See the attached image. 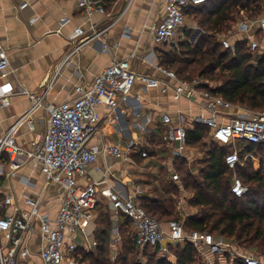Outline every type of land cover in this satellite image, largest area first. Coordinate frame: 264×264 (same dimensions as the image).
<instances>
[{
  "label": "built area",
  "instance_id": "1",
  "mask_svg": "<svg viewBox=\"0 0 264 264\" xmlns=\"http://www.w3.org/2000/svg\"><path fill=\"white\" fill-rule=\"evenodd\" d=\"M264 2V0H261ZM79 9L87 15L99 13L105 17L104 6L98 0H76ZM208 0H166L165 15L152 28L153 38L161 45L178 48L180 39L186 29V18L192 8H198ZM28 6L25 2L21 8ZM71 19L60 20L58 35L68 26ZM102 29L92 25L89 31L77 27L68 36L77 41L72 48L74 53L84 44L106 37L112 24ZM258 27L264 32V13L254 18L239 20L229 31L215 34L224 50L235 52L237 43L247 42L251 54L259 51V42L249 34ZM200 31L198 26L194 27ZM248 34L249 38L234 41L237 36ZM181 35V38L179 36ZM105 51L109 46L105 44ZM10 61L7 51L0 44V77L6 79L10 72ZM163 79L135 72L128 60L114 62L99 74L91 86H76L74 99L56 105L45 103L47 89L44 92H24L32 102L31 108L4 134L0 135V176L7 179H19L25 185L20 170L29 162H36L46 183H55L66 190V197L55 218L42 212L43 192L39 195L24 194V207L14 196H5L0 200V264H34V257L41 264H78L76 252L80 245L77 235L83 230L84 222H90L99 204V188L105 181H96L91 176V169L101 171L97 165L99 151L88 146L89 141L99 132V106L110 111L127 105L137 82L145 89H158L162 93L172 92L175 100H189L196 103L203 113L193 117V123L203 126L209 133V140L221 147H230L224 157L225 165L233 172L231 193L236 197L248 194L249 187L237 175L238 167H243L249 160L255 163L258 156L253 152L239 149L241 144H249L264 149V111H250L235 106L223 97L214 95L204 88L207 80L196 78L181 79L174 70L160 66ZM0 88V108L11 106L13 90ZM45 108L48 113L47 130L43 136L36 135L29 142H20L17 132L26 124L30 133L36 132L33 114ZM188 121L183 114L179 115L176 126L161 136V144L169 150L173 161L186 160L189 144L187 140ZM141 144L131 141L127 149L121 144L106 148L107 158L128 161L130 154ZM147 158L149 151L143 150ZM170 181L179 182V173L172 168ZM129 191L107 188L105 197L115 219L114 242H121L120 227L123 217L133 224L132 237L137 249L144 251L150 248L161 256L171 254L170 249L179 245L191 244L200 257L201 264H263L252 249L241 246L235 240H227L211 232H187L182 221L172 220L160 223L142 207L140 199L146 191L130 181ZM39 224V251H34L33 238Z\"/></svg>",
  "mask_w": 264,
  "mask_h": 264
},
{
  "label": "crops",
  "instance_id": "2",
  "mask_svg": "<svg viewBox=\"0 0 264 264\" xmlns=\"http://www.w3.org/2000/svg\"><path fill=\"white\" fill-rule=\"evenodd\" d=\"M98 1L110 17L99 13L89 16L78 8L76 0H0V44L7 51L10 61V74L6 79L0 77V88L7 86L6 88L13 90L11 106L0 108V135L7 132L31 108L32 102L24 92H44L48 88L45 103L59 105L69 102L74 99L76 86H91L105 68L122 60H128L138 74L164 78L159 67L162 66V53L167 52V45L155 42L152 28L165 15L166 0ZM25 2H28V6L22 9ZM256 3L262 4L264 9V2L256 0ZM66 17L71 22L63 29V34L58 35L56 30L59 22ZM113 20L115 22L106 37L88 42L71 53L78 40L71 41L68 36L75 28L81 27L89 31L95 25L97 29H102L113 23ZM195 26V21L188 16L186 28L194 29ZM194 33L200 35V31L195 29ZM249 35L259 42L258 52L263 53L264 32L255 27ZM249 35L237 36L234 41L247 39ZM196 40L197 37L190 38L192 44ZM105 44L109 46L108 51L104 50ZM97 112L101 122L100 129L88 146L99 151L97 165L102 170L92 168L91 176L94 180L105 183L99 188V204L94 218L90 222H84V228L78 233L77 239L83 249L93 250L98 245L97 236L104 235L107 227L99 229L97 222L101 220L103 223H110L111 229L107 235L115 250L113 253H116L121 242H114L115 219L104 195L105 190L111 187L130 192L128 184L134 181L146 193L154 188L161 192L160 181L172 183L169 176L172 168L176 170L169 150L161 144V136L169 129V125L178 124L180 114L188 121L186 129H193L196 126L193 117L203 112L194 102L175 100L171 91L162 93L158 89H145L140 82L136 83L127 105L114 111L99 106ZM33 119L36 132L30 133L28 126L22 125L17 132L20 142H29L34 136L45 134L47 110H36ZM131 141L141 145L130 154L128 161L123 158H107L104 154L106 148L117 144H121L122 149L126 150ZM252 148L255 147L249 144L239 146L245 152H250ZM143 150L149 151L147 158L142 156ZM257 156L258 160L254 165H260L261 156ZM201 157V151L196 146L189 145L187 162L191 164ZM20 173L25 180H29L30 185L23 184L19 179L0 176V200L12 195L24 207V194L39 195L43 192L42 212L55 218L66 197V190L55 183L47 184L36 162H29ZM102 205L107 206V220L98 219L102 215L99 213ZM39 233L40 227L36 224L33 238L36 252L39 251ZM33 263L41 264V261L34 257Z\"/></svg>",
  "mask_w": 264,
  "mask_h": 264
},
{
  "label": "trees",
  "instance_id": "3",
  "mask_svg": "<svg viewBox=\"0 0 264 264\" xmlns=\"http://www.w3.org/2000/svg\"><path fill=\"white\" fill-rule=\"evenodd\" d=\"M263 10L262 4L256 3V0H208L201 7L190 9L188 16L195 21L200 35L192 44L190 38L194 29L186 28L178 48L162 53V66L174 70L181 79L207 80L209 84L204 85L205 89L235 106L250 111H264V52L251 54L248 43L241 42L236 44L233 53L224 50L221 41L214 36L231 30L241 19L260 16ZM206 138L207 129L203 126L196 125L187 130L190 146H197ZM254 147L250 152L260 154L259 170H256L251 160L236 170L249 187L247 195L236 197L231 193L233 172L224 162L230 149L214 143L212 150L205 155L203 166L199 168V177L192 174L187 160L175 161L180 181L170 183L172 187L163 190L164 195H159L157 188L146 193L140 199L142 207L162 224L172 220L182 221L174 211L175 193L179 190L188 191L191 193L188 205L199 211L183 220L187 232L208 231L227 240H235L241 246L264 255V149ZM110 229L108 223L104 235L97 236V260L94 259V252L84 254L86 260L90 258L91 264H106V255L110 253V239L107 235ZM128 230L133 234V224L123 217L120 227L123 250L118 262L139 264L130 261L131 254L138 249L133 237L131 240L125 238ZM176 248L178 251L173 252L172 247L168 256H161L158 251L150 248L144 251L152 252L151 255L157 259L156 264L198 263L197 250L191 244ZM172 257L175 261H172ZM235 264L244 263L237 261Z\"/></svg>",
  "mask_w": 264,
  "mask_h": 264
},
{
  "label": "rangeland",
  "instance_id": "4",
  "mask_svg": "<svg viewBox=\"0 0 264 264\" xmlns=\"http://www.w3.org/2000/svg\"><path fill=\"white\" fill-rule=\"evenodd\" d=\"M193 37H197L198 38L199 34L197 35V34L194 33L191 36V39H193ZM165 49L167 51H169V50L175 49V48H172L171 46H167ZM213 144L214 143L211 142L209 140V138H206L203 143H201V144L196 146V148H198L201 151V154H202L201 159H198L197 161H194L191 164L187 163L188 164V168L190 169L192 174H194L195 176L199 177V168L201 167L202 164H204V160L206 158L205 155L207 154V152L209 150H212ZM255 168H256V170H259L260 165H255ZM262 169L264 171V167ZM171 187H172V185H170L169 182L166 184L163 180H161L160 183H159V189L161 190L159 195H164L163 190H165L167 188L169 189ZM175 197H176V203H175V206H174V211H175V213H178V216L181 217L182 222H183V220L186 217L198 213V211H199L198 209L192 208V207H190L188 205L189 197H191V193L190 192L184 191V190H179V191H176ZM106 210H107V206H105V205L103 207H99V213H102L101 217H100V215L98 217L99 220L102 219V218H104L106 220L108 219V213H106L107 212ZM97 223H98V228L99 229H102V228L104 229V227L107 226V223H103L101 220L98 221ZM128 231H129V233H126L125 238L131 240L132 232H131V230H128ZM97 243H98V241H97ZM96 247H97V245L95 246V248L93 247V250L89 249V251H87L86 249H83L80 246L78 248L77 252H76L78 264H91L90 263V258H89V261L86 260L87 256L85 257V255H84L85 253L87 254V253H90V252L91 253L94 252L93 253V254H95L94 255V259L97 260L98 259V254L96 253V250H95ZM122 250H123V241H121L119 246H117L116 253H113L115 250H114L113 246L110 243V253L106 255L105 263L106 264H119V262L121 260L120 257H121ZM176 250H177V248H174L173 252H176ZM151 253L152 252H150V251L135 250L134 253L131 254V256H130V261L131 262L134 261V263H139V264H147L148 262L149 263L151 262L152 264H156V260L157 259H154L153 255H151ZM255 253H256V256H258L260 258V260L262 261V263L264 264V255H261V253L259 251H255ZM198 257H199V255H198ZM82 258H84L85 261ZM158 258H160V256H158ZM172 261H175V259L172 258ZM197 264H201L200 257L198 258V263Z\"/></svg>",
  "mask_w": 264,
  "mask_h": 264
}]
</instances>
